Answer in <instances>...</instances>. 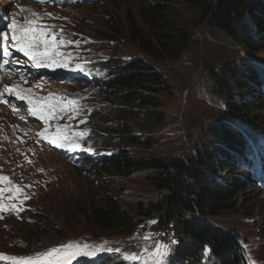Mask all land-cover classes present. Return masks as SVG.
<instances>
[{
    "label": "rangeland",
    "instance_id": "rangeland-1",
    "mask_svg": "<svg viewBox=\"0 0 264 264\" xmlns=\"http://www.w3.org/2000/svg\"><path fill=\"white\" fill-rule=\"evenodd\" d=\"M249 1L264 6V0ZM52 2L56 0L43 4L37 0H17L14 10L21 12V8L31 9L40 15L39 23L55 20L72 29L75 35L70 49V63L86 62L84 71L96 78L74 87L69 84L54 85L48 79L41 80L52 89L60 87L58 93L71 95L70 99L78 102V111L73 119L68 118L73 113L67 111L63 116L50 119L46 125L31 114L15 118L9 112L0 111L1 176L8 177L30 197L23 200V204L19 200L3 201L5 204L15 203L23 210L18 214L15 210H0V255L27 257L69 242H107L108 247L119 248L122 253L142 254L143 249L154 245L155 241L169 243L173 235L169 236L155 224H149L153 220L145 221L141 225L143 227L140 226L131 236L117 237L102 234L93 223L81 217L74 219L73 214L84 212V197L95 192L96 188L111 193L131 212H135L140 203L148 205L159 197L158 190L148 179L151 170L138 171L128 178L106 171L103 166L105 159H110L119 150L129 151L131 156L142 160L153 157L169 160L177 156L198 155L197 150L218 144V138L212 135L216 129L212 128L214 126H227L234 131H237L235 126L241 127L243 134L253 133V137L248 135L249 140L260 146L264 142V96L258 99L255 95L249 97L251 94L248 93L241 97L244 88L233 86L231 75L236 76V72L248 68L247 64L256 67L259 64L264 68L262 25L246 16L243 26L236 29V39L227 31L210 24L209 19H204V9L197 0L191 3L178 1L177 9L183 15L181 28L188 34L189 40L180 57L170 58L165 54V59L158 61L146 57L126 38L105 41L97 40L94 36L97 29L107 27L109 20L118 19L125 23L130 14L141 23L140 9L147 3H156V0H92L90 3L62 0L50 5ZM253 7L255 9V5ZM47 13H51L52 17L49 18ZM24 14L29 12L24 11ZM248 35L256 39L253 45L246 42L244 37ZM136 59L150 62L165 79V91L158 95L151 93L159 107L116 108L113 102H106L107 97L99 93L97 78L104 77L105 72L116 65ZM246 97L249 101H259L253 112L243 110L242 116L248 118L232 114L230 108L234 104H241ZM249 115L258 116L260 122L255 126ZM113 116L121 117L123 122L120 126L115 127L116 118ZM57 126H67L69 132L86 133L84 137L77 138V142L91 151H73L67 144L58 148L48 139L37 135L47 128L46 136L51 137ZM123 127V131L114 129ZM102 134L106 138L101 139ZM129 137L140 144L124 140ZM247 150H254L250 142ZM33 152L39 156L32 155ZM79 154H86L90 158L83 159L79 166L72 165L74 160L79 159ZM234 162H238V158ZM239 163L238 167L241 168L242 162ZM244 175L242 173L240 177ZM228 176L224 174L221 177L225 179ZM262 176L264 172L260 176L263 179ZM247 186L249 188L250 184ZM250 189L249 194L236 198L243 213L234 211L210 220L224 228L228 224L241 228L245 237L241 242L248 248L250 261L264 264V184L261 187L251 185ZM65 194L66 197L63 196ZM9 195L11 193L7 192L6 197ZM62 202L67 204L63 206ZM36 225H41L42 230L36 234L33 231L28 233L27 228ZM148 233L160 235L145 241L143 237ZM204 263L209 262L205 259ZM0 264L13 262L0 259ZM72 264L91 262L80 257ZM102 264L127 262L122 261L120 254L112 253L105 254Z\"/></svg>",
    "mask_w": 264,
    "mask_h": 264
},
{
    "label": "trees",
    "instance_id": "trees-1",
    "mask_svg": "<svg viewBox=\"0 0 264 264\" xmlns=\"http://www.w3.org/2000/svg\"><path fill=\"white\" fill-rule=\"evenodd\" d=\"M178 1L183 0H156V3H147L139 11L141 23L130 14L125 23L118 19L109 20L107 27L97 29L94 36L97 40L105 41L126 38L146 57L158 61L164 60L165 54L170 58H178L189 40L188 34L181 28L183 15L177 9ZM185 1L191 3L195 0ZM197 1L204 9L202 17L209 19L210 24L227 31L232 37L237 39L236 29L243 26L248 16L262 25L261 32L264 35V6L261 3L254 4L249 0ZM244 38L250 45L256 42L250 35ZM247 67L240 73L236 72V76L231 75L234 79L233 86L244 88L241 97L249 93V97L255 95L261 99L264 90H261L263 96L256 91L264 89V68L259 64L257 67L247 64ZM98 87L99 93L107 97L105 101L113 102L116 108L159 107L160 104L151 93L158 95L164 92L165 79L150 62L136 59L108 69ZM258 103L259 101H249L246 97L241 104H234L230 110L232 114L243 117V110L252 113ZM113 117L116 118L115 127L120 126L123 122L121 117ZM249 118L254 121L255 126L260 122L258 116L249 115ZM235 127L237 131L227 126L212 127L216 128L212 135L218 138V144L197 150L198 155L190 154L189 157L177 156L169 160L153 157L142 160L131 156L129 151L119 150L110 159H105L103 166L105 165L106 171L114 176L128 178L138 171L151 170L148 179L158 190L159 197L148 205L140 203L136 211L131 212L111 193L96 188L95 192L83 196L84 212L75 216L73 214L74 219H86L102 234L117 237L131 236L145 221L155 220L157 227L169 236L173 235L178 241L172 247L168 264H205V246L211 249V258L207 259V264H250L246 250L240 246V241L245 238L242 235L244 231L230 224L224 228L210 220L219 219L223 214L234 211L243 213L236 198L249 194L247 192L251 190V185L256 186L253 176L248 174L240 177L245 173L244 168H239L232 162L234 152L240 150L242 155L250 151L247 150L248 142L253 144L254 149H258L249 140V136L254 135L251 132L249 136L247 133L243 134L241 127ZM212 128L209 129L210 132ZM114 129L123 131L125 128ZM104 134L106 135L105 132ZM104 134L100 136L101 139L106 138ZM124 140L140 144L132 137ZM100 143L107 145L104 141ZM252 157L253 162L257 156L253 154ZM224 174L229 176L222 179ZM65 204L67 202H62L63 206ZM42 228L41 225H36L27 230L28 233L33 231L36 234Z\"/></svg>",
    "mask_w": 264,
    "mask_h": 264
},
{
    "label": "snow or ice",
    "instance_id": "snow-or-ice-1",
    "mask_svg": "<svg viewBox=\"0 0 264 264\" xmlns=\"http://www.w3.org/2000/svg\"><path fill=\"white\" fill-rule=\"evenodd\" d=\"M37 2L43 4L50 2V0H37ZM56 2H62V0H56ZM20 11H27L30 13V16L25 17L23 23H19L13 18L10 24L7 25L8 31H0V48L3 49V55L5 57L11 56V52L9 51V47H11L15 51L23 53L32 62L34 67H52L53 69L68 67V60L63 58L64 54L58 49L73 42L65 41L63 37L58 40L56 34L51 31L50 26L39 23L41 17L33 10L21 8ZM46 15L49 18L52 17L51 13H47ZM8 62L7 58L3 60L4 64ZM77 67L79 68V65ZM21 79L23 80L24 77L21 76ZM5 94L14 96L17 100L25 101L29 114L43 120L46 125L50 119H54L57 115H61L66 111L73 113L72 116L68 117L69 119H73L74 114L78 111V102L76 100L69 99L65 105L63 101L67 98L61 97L56 93H49L46 97H36L32 89L23 88L15 83L11 86H3V89L0 90V102L2 103H8V101L3 99ZM13 111H18V109L13 106ZM47 131L48 129L45 128L37 135L48 139V142L55 147L62 148L67 144L73 151L76 149L91 151V149L82 148L77 142V138H82L86 135L84 132H69L67 126L63 128L57 126L55 134L48 137L46 136ZM5 182L8 186L0 188V210H15L18 214L23 208L18 207L15 203L5 204L3 201L5 199L8 201L19 200V203L23 204V200L30 197L24 194L23 189L19 185L13 184L8 177L0 176V183ZM6 192L11 193V195L5 197L4 194ZM21 196H23V199H20ZM155 223V220L149 222V224ZM156 235L160 234L148 233L143 239L149 241ZM177 243L178 241L174 237L170 239L169 243L155 241L154 245L146 246L141 254L122 253L119 248L108 247L107 242L101 244L69 242L68 244L53 247L32 256L5 257L0 255V259L11 260L13 264H72L73 260L83 257L89 260L91 264H102L105 254L116 253L120 254L122 261L127 262V264H140V262L142 264H168V257L173 251L172 245ZM210 252L211 249L205 246L204 257L207 258ZM250 264H255V262L250 261Z\"/></svg>",
    "mask_w": 264,
    "mask_h": 264
},
{
    "label": "bare ground",
    "instance_id": "bare-ground-1",
    "mask_svg": "<svg viewBox=\"0 0 264 264\" xmlns=\"http://www.w3.org/2000/svg\"><path fill=\"white\" fill-rule=\"evenodd\" d=\"M261 151H264V142H262L261 144ZM32 155H38L39 156V154L38 153H36V152H33V154ZM32 161H34V159H32ZM36 161V160H35ZM1 175H3L1 172H0V176ZM253 182L256 184V185H258L259 186V182L257 181V179H255V178H253ZM6 186H7V183L5 182V183H0V188H6ZM7 193V192H6ZM6 193L4 194L5 195V197H6ZM211 257H210V255L206 258V259H210Z\"/></svg>",
    "mask_w": 264,
    "mask_h": 264
}]
</instances>
